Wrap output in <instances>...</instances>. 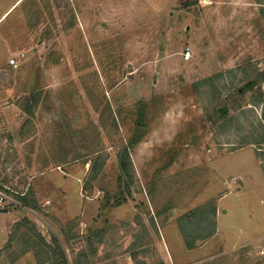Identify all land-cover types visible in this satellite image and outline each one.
I'll return each instance as SVG.
<instances>
[{"label": "rangeland", "instance_id": "374dc122", "mask_svg": "<svg viewBox=\"0 0 264 264\" xmlns=\"http://www.w3.org/2000/svg\"><path fill=\"white\" fill-rule=\"evenodd\" d=\"M263 130L264 0H0V264H264Z\"/></svg>", "mask_w": 264, "mask_h": 264}, {"label": "trees", "instance_id": "16d2710c", "mask_svg": "<svg viewBox=\"0 0 264 264\" xmlns=\"http://www.w3.org/2000/svg\"><path fill=\"white\" fill-rule=\"evenodd\" d=\"M196 1L197 0H178L180 6L184 9L189 8ZM251 87L252 84L248 86V88ZM30 102V98L25 99V106L23 108V110L28 114L33 113L31 106H29ZM254 144H258V142ZM119 162L124 178H130L132 164L130 162L129 153L126 148L123 150L122 154L119 155ZM84 188L86 189V187ZM126 190H129L128 185L126 186ZM26 196L27 194L16 195V199L23 208L37 209L38 205L33 198V194L31 193L30 198ZM115 205L118 206L119 201ZM215 216L216 206L213 203H209L205 207L190 211L186 215L179 218L178 225L187 250L191 251L195 249L198 242L205 241L214 235L216 228V223L214 220ZM23 225L28 226V220L19 222L17 227ZM30 230L38 236L37 242L32 243V245L40 249L38 250L36 247H33V249L31 248L30 251L35 252L39 264H69L65 251L57 238L54 237L52 241L53 245H49L39 234H37L34 227H30ZM203 231L206 233L203 234Z\"/></svg>", "mask_w": 264, "mask_h": 264}, {"label": "crops", "instance_id": "0c3cea01", "mask_svg": "<svg viewBox=\"0 0 264 264\" xmlns=\"http://www.w3.org/2000/svg\"><path fill=\"white\" fill-rule=\"evenodd\" d=\"M75 173H73V174H71L73 177H74V179H76V178H78L77 180L80 182L82 179H81V177L80 176H77L76 174V176L74 175ZM65 175V174H64ZM70 174H68V175H66L65 177H67V176H69ZM82 182V181H81ZM62 190H63V192H64V194H65V196L66 197H68L69 198V190L67 189V188H65V187H63L62 188ZM79 192H80V198L81 199H83L84 201H85V198L83 197V194L82 193H86L87 192V190L84 188V186H81V188L79 189ZM65 197V198H66ZM86 200H88L87 198H86ZM86 204H88V203H86ZM86 204H85V202H84V208H85V206H86Z\"/></svg>", "mask_w": 264, "mask_h": 264}, {"label": "built area", "instance_id": "2783aa9c", "mask_svg": "<svg viewBox=\"0 0 264 264\" xmlns=\"http://www.w3.org/2000/svg\"><path fill=\"white\" fill-rule=\"evenodd\" d=\"M20 56L23 57L24 54H20ZM20 56H18V57H16V58H12V59L10 60V64H11L13 67H15V68L18 67V60L20 59ZM190 56H191V53H190L189 50H187V51L185 52L184 59H185V60H189V59H190Z\"/></svg>", "mask_w": 264, "mask_h": 264}]
</instances>
